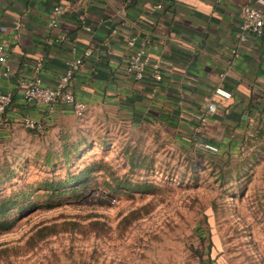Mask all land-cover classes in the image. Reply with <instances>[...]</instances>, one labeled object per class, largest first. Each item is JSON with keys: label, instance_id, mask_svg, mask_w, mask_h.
I'll return each instance as SVG.
<instances>
[{"label": "rangeland", "instance_id": "rangeland-1", "mask_svg": "<svg viewBox=\"0 0 264 264\" xmlns=\"http://www.w3.org/2000/svg\"><path fill=\"white\" fill-rule=\"evenodd\" d=\"M0 264H264V147L211 156L109 109L0 135Z\"/></svg>", "mask_w": 264, "mask_h": 264}, {"label": "crops", "instance_id": "crops-1", "mask_svg": "<svg viewBox=\"0 0 264 264\" xmlns=\"http://www.w3.org/2000/svg\"><path fill=\"white\" fill-rule=\"evenodd\" d=\"M247 2L0 0V44L7 49L16 79L29 77L37 59L44 58L43 81L52 86L69 61L83 58L74 89L90 109H109L135 124L165 126L189 140L199 130L220 154L261 151L264 40L249 36L246 42L239 41ZM55 7H61L64 15L59 26L50 29ZM132 38L138 48L162 62L161 82L151 78L135 82L124 75ZM87 51L90 57H84ZM217 90L228 92L231 99L217 95ZM5 92L15 97L0 117L1 136H9L26 115L46 120L48 128L73 115L66 105H26L15 81L5 77L0 66V93ZM209 105L215 112H209Z\"/></svg>", "mask_w": 264, "mask_h": 264}, {"label": "built area", "instance_id": "built-area-1", "mask_svg": "<svg viewBox=\"0 0 264 264\" xmlns=\"http://www.w3.org/2000/svg\"><path fill=\"white\" fill-rule=\"evenodd\" d=\"M220 1V0H217ZM157 10H161L162 6L157 5ZM64 15L61 7H55L51 13L48 27L55 29L59 26L60 20ZM242 24L240 42H246L249 36L264 40V0H248L242 9ZM90 32V28H85ZM128 54L124 62V75L135 81L142 82L145 78H151L155 82L162 81L163 64L160 60L152 59L147 53L137 47L136 38H132L128 42ZM235 55L237 51H232ZM91 52L87 51L84 57H90ZM9 56L7 49L0 44V66L3 67V74L9 79H13L16 83V91L23 99L26 105H35L38 107L52 108L55 105L69 106L73 115L77 118H84L90 107L85 102L78 99L74 89L77 72L84 67L83 58H76L69 61L67 68L59 79L52 85L46 86L43 81L44 58L37 59L34 70L29 77L16 79L13 76V69L8 61ZM217 95L227 100L231 99V94L224 90H217ZM15 94L13 92L0 93V117L4 116L6 111L11 107ZM209 112H215L216 108L209 105ZM202 122L205 119L201 120ZM18 124L26 130L38 135L47 132L48 123L44 119H36L31 116H23ZM196 150L203 151L211 156L220 154L217 146L206 142L199 130H196L191 138Z\"/></svg>", "mask_w": 264, "mask_h": 264}]
</instances>
